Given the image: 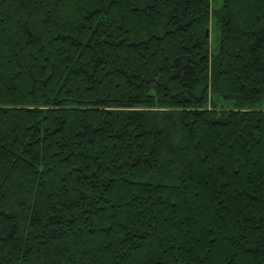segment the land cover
Here are the masks:
<instances>
[{
    "label": "trees",
    "instance_id": "1",
    "mask_svg": "<svg viewBox=\"0 0 264 264\" xmlns=\"http://www.w3.org/2000/svg\"><path fill=\"white\" fill-rule=\"evenodd\" d=\"M213 3L0 0V264H264V0Z\"/></svg>",
    "mask_w": 264,
    "mask_h": 264
},
{
    "label": "rangeland",
    "instance_id": "2",
    "mask_svg": "<svg viewBox=\"0 0 264 264\" xmlns=\"http://www.w3.org/2000/svg\"><path fill=\"white\" fill-rule=\"evenodd\" d=\"M213 5H214L215 9H220L221 6L223 5V0H214ZM131 21H132V19H131ZM218 37H219V33H216V31H214V33H212V41H213L214 47H216V45H217Z\"/></svg>",
    "mask_w": 264,
    "mask_h": 264
}]
</instances>
